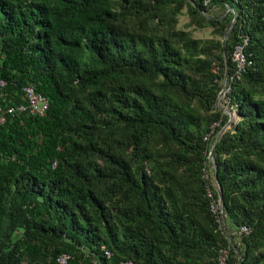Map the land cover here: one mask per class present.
<instances>
[{
    "label": "trees",
    "instance_id": "trees-1",
    "mask_svg": "<svg viewBox=\"0 0 264 264\" xmlns=\"http://www.w3.org/2000/svg\"><path fill=\"white\" fill-rule=\"evenodd\" d=\"M0 49L49 100L0 125V264H264V0H0Z\"/></svg>",
    "mask_w": 264,
    "mask_h": 264
},
{
    "label": "clouds",
    "instance_id": "clouds-1",
    "mask_svg": "<svg viewBox=\"0 0 264 264\" xmlns=\"http://www.w3.org/2000/svg\"><path fill=\"white\" fill-rule=\"evenodd\" d=\"M0 56H4L1 49ZM7 86V81L0 79V125L13 121L16 117L44 115L47 112L49 100L37 92L33 84L20 86L21 94L19 92L15 93L21 95L18 100L12 96L6 97ZM3 157L4 154L0 153V158Z\"/></svg>",
    "mask_w": 264,
    "mask_h": 264
},
{
    "label": "built area",
    "instance_id": "built-area-1",
    "mask_svg": "<svg viewBox=\"0 0 264 264\" xmlns=\"http://www.w3.org/2000/svg\"><path fill=\"white\" fill-rule=\"evenodd\" d=\"M233 59H234V61H236L237 66L239 68V71H241L244 68L245 64H246V57H245V54L243 52V45L236 46V48L234 50V53H233ZM1 121H2V119H1ZM212 210L214 212L219 211L220 214H221V210H220L219 204L218 205H214L213 204L212 205ZM220 221H221V216H220ZM248 232H249V229L247 227L243 226L237 231V234L240 236L242 233H248ZM108 254L110 255L109 252H108ZM68 258H69L68 254L60 255L59 258H58V263L57 264H67ZM122 264H132V262H130V261L127 262L126 261V262H123ZM216 264H229L228 263V249H222L221 250L219 258H218Z\"/></svg>",
    "mask_w": 264,
    "mask_h": 264
},
{
    "label": "water",
    "instance_id": "water-1",
    "mask_svg": "<svg viewBox=\"0 0 264 264\" xmlns=\"http://www.w3.org/2000/svg\"><path fill=\"white\" fill-rule=\"evenodd\" d=\"M235 21H236V18L233 19L232 24H231L229 30H228V31L226 32V34H225V37H226V36L229 34V32L232 30ZM226 64H228L227 59H226ZM222 96H223V92H221V93L219 94L218 99H217V103H219V100L221 99ZM226 110H227V108H226ZM227 111H228L229 114H230V120H229V122L227 123V124H229L230 122H232V112H231L230 110H227ZM227 126H228V125H226L225 127H223L222 130L220 131L218 137L216 138V140H215V142H214V144H213V146H212V148H211L210 154H209L211 164H212V166H214V167L217 166L216 163H215V161H214L215 148H216V146H217V144H218V142H219V140H220V138H221V135H222V133L224 132V130L227 129V128H229V127H227ZM218 192H219V207H220V210H221V221H222V225H223V228H224V230L226 231V233H227L229 239L232 241L231 236H230V233H229V231H228V229H227V226H226V224H225V213H224V200H223V193H222V190H221V188H220L219 185H218ZM232 245L234 246V248H235V250H236V252H237V254H238V256H239V261H241V253H240L239 249L237 248L236 244L234 243V241H232Z\"/></svg>",
    "mask_w": 264,
    "mask_h": 264
},
{
    "label": "rangeland",
    "instance_id": "rangeland-1",
    "mask_svg": "<svg viewBox=\"0 0 264 264\" xmlns=\"http://www.w3.org/2000/svg\"><path fill=\"white\" fill-rule=\"evenodd\" d=\"M188 22V17L183 13L182 15H180V23L179 26L183 27L185 26V24ZM189 29H191L193 31L194 36L196 37H202V38H209L211 36V29L210 28H206V29H195L194 27H190ZM224 94V92H223ZM224 106V105H222ZM226 108V107H225ZM228 110V108H227ZM239 116L237 114L236 111H232V122H230L229 124H227V127H230L233 123H235L236 121H238Z\"/></svg>",
    "mask_w": 264,
    "mask_h": 264
}]
</instances>
